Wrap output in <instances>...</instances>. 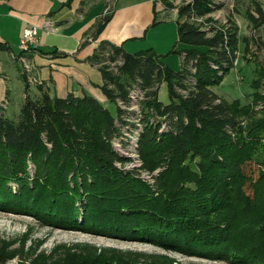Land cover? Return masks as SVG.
<instances>
[{
    "label": "trees",
    "instance_id": "16d2710c",
    "mask_svg": "<svg viewBox=\"0 0 264 264\" xmlns=\"http://www.w3.org/2000/svg\"><path fill=\"white\" fill-rule=\"evenodd\" d=\"M177 9L178 69L153 48L129 52L114 44L109 58L121 61L117 72L101 67V88L114 103L127 100L131 80L146 89L136 150L141 169L159 170L151 173L154 185L116 164L126 160L113 145L125 110L116 107L115 114L86 91L60 97L40 85L39 96L26 93L17 117L0 103V208L55 226L264 264V158L253 152L259 141L239 130L241 114L250 109L211 88L234 66L238 27L203 28L197 21L219 9L215 0H189ZM113 13L100 15L93 37ZM163 82L167 102L158 96ZM253 160L258 172L249 175L245 166ZM8 260L0 249V264ZM67 264L142 263L82 255Z\"/></svg>",
    "mask_w": 264,
    "mask_h": 264
},
{
    "label": "rangeland",
    "instance_id": "374dc122",
    "mask_svg": "<svg viewBox=\"0 0 264 264\" xmlns=\"http://www.w3.org/2000/svg\"><path fill=\"white\" fill-rule=\"evenodd\" d=\"M91 1L103 2L102 16L116 9L117 0ZM187 1L189 0H155V7L158 9L155 8L156 16L152 26L147 33L145 31L142 38L134 42L135 44H128L127 47H130L131 52L153 48L155 52L162 54V60L174 62V58L179 57V53L173 51L178 41L177 8ZM215 1L219 9L208 14L212 16V20L206 22L205 19L208 16H205L197 21L204 24L203 28L216 25L225 30L235 23L238 27L239 43L234 66L224 74L220 83L212 85L211 88L228 101L238 100L241 107L250 109L248 115L245 112L246 109L241 114L239 130L242 136L259 141L255 144L253 152L260 160L264 158V0ZM160 10H164L161 12L166 11L167 15L156 14ZM172 16L176 18L172 19ZM38 37L35 46L28 51L22 52L19 47L20 52L13 53L14 60L19 62L17 69L11 74L0 71L1 82L4 85L0 88L2 92L0 103L8 116L17 117L27 92L37 97L41 94L39 86L47 87V81L41 77L42 74L37 71L30 58V54L35 50ZM112 44L114 43L102 42L94 51L92 61L100 70L104 66L107 70L117 72V65L121 61L118 59L113 61L109 58ZM170 56L172 58L168 60ZM174 66H177V63H174ZM129 82L127 100L118 97L114 103L107 97L108 100L100 101L115 114H117L116 107L125 110L118 119L122 136L114 138L113 145L121 155L125 156L126 160L117 161L116 164L124 170L133 172L135 176L142 178L148 184L154 185L155 178L151 173L159 170L149 172V170L140 168L138 161L141 160V156L136 150L137 145L134 144L141 128L146 89L140 88L135 80ZM48 84L50 85V81ZM158 96L165 102L169 101L165 82L158 86ZM252 130L255 133L251 137ZM254 161L245 166V171L249 175H256L258 172L259 166L256 163L258 161ZM9 185L13 189L17 188L15 183L10 182ZM79 221L82 222L83 218L80 217ZM0 249L9 256L7 264H67L73 256L82 255L123 258L142 264H239L232 258L210 257L202 253L186 252L177 246L162 244L149 238L137 239L77 226H55L41 222L37 216L32 214L1 208Z\"/></svg>",
    "mask_w": 264,
    "mask_h": 264
},
{
    "label": "crops",
    "instance_id": "0c3cea01",
    "mask_svg": "<svg viewBox=\"0 0 264 264\" xmlns=\"http://www.w3.org/2000/svg\"><path fill=\"white\" fill-rule=\"evenodd\" d=\"M154 2L117 0L111 20L100 34L93 37L94 24L103 10L101 1L0 0V71L11 74L17 69L19 62L12 56L20 52L23 29L36 25L39 37L30 58L47 81L50 94L65 97L69 92L82 94L86 91L101 101L108 100L101 88L104 82L102 72L92 61L94 51L98 44L108 41L131 52L128 44H135L152 26L156 16ZM161 11L164 10L156 14L167 15L166 11ZM170 58L172 56L167 59ZM177 58L172 63L167 61L174 69L180 67L181 55ZM1 93L0 90V99Z\"/></svg>",
    "mask_w": 264,
    "mask_h": 264
},
{
    "label": "built area",
    "instance_id": "2783aa9c",
    "mask_svg": "<svg viewBox=\"0 0 264 264\" xmlns=\"http://www.w3.org/2000/svg\"><path fill=\"white\" fill-rule=\"evenodd\" d=\"M38 37V28L35 25L26 26L23 30L22 37L20 39L19 47L21 51L26 52L31 47L35 46V42Z\"/></svg>",
    "mask_w": 264,
    "mask_h": 264
},
{
    "label": "bare ground",
    "instance_id": "6f19581e",
    "mask_svg": "<svg viewBox=\"0 0 264 264\" xmlns=\"http://www.w3.org/2000/svg\"><path fill=\"white\" fill-rule=\"evenodd\" d=\"M133 138V137H132ZM134 144H136L137 145V140L136 141H134ZM127 155V154H126ZM130 160H131V158H130ZM138 162H140V165H141V161H138ZM119 165V164H118ZM133 165V164H132ZM145 178V177H144ZM148 178V177H147Z\"/></svg>",
    "mask_w": 264,
    "mask_h": 264
}]
</instances>
